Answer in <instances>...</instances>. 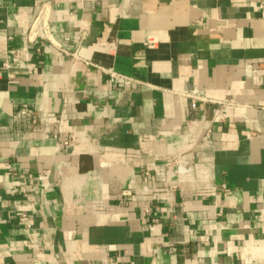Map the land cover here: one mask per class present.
<instances>
[{
	"label": "crops",
	"instance_id": "1",
	"mask_svg": "<svg viewBox=\"0 0 264 264\" xmlns=\"http://www.w3.org/2000/svg\"><path fill=\"white\" fill-rule=\"evenodd\" d=\"M25 108L0 264H264V0H0V126Z\"/></svg>",
	"mask_w": 264,
	"mask_h": 264
},
{
	"label": "built area",
	"instance_id": "2",
	"mask_svg": "<svg viewBox=\"0 0 264 264\" xmlns=\"http://www.w3.org/2000/svg\"><path fill=\"white\" fill-rule=\"evenodd\" d=\"M43 10L40 12V16H38L33 24L30 26L28 30V40L31 44L35 43L36 39L39 37L40 32L45 30V21L43 18ZM34 71V70H33ZM117 81V78L112 75V83H115ZM190 98L194 100L195 102H210L206 100L205 98H202L199 94H189ZM194 102L193 107H196V103ZM214 104H217L219 106L218 110V120L220 122H225L227 120V112L229 107H231V103L229 102H211ZM20 118L22 119L27 117L29 118V124L26 131H16L12 130L11 128L2 127L0 126V141L1 140H9V141H19L23 138H25L28 133L35 128L37 124V117L33 111L30 109H23L18 114ZM31 119V120H30ZM58 148L60 149H69L72 148L76 144V137L71 135L64 139L58 138ZM153 167L157 170L158 175L160 176L161 180L165 183H170L171 181V163L163 164V165H157L156 163H152ZM192 171V166L188 164H182L179 162L177 164V170L175 171L177 175L182 176ZM143 173L146 176L150 175L149 169H143ZM171 188H175V186H172ZM25 220V216L23 217ZM110 264H117L116 262H111Z\"/></svg>",
	"mask_w": 264,
	"mask_h": 264
}]
</instances>
